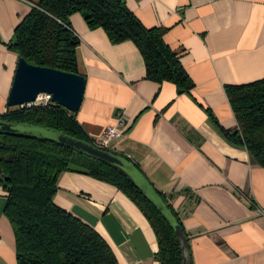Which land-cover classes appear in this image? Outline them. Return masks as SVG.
Wrapping results in <instances>:
<instances>
[{
	"label": "crops",
	"instance_id": "crops-1",
	"mask_svg": "<svg viewBox=\"0 0 264 264\" xmlns=\"http://www.w3.org/2000/svg\"><path fill=\"white\" fill-rule=\"evenodd\" d=\"M0 0V38L41 0ZM31 3V4H30ZM148 29L164 28L165 43L180 55L194 83L191 94L171 83L146 80L142 55L130 42L113 45L75 14L79 74L86 78L76 120L98 139L126 117L123 137L101 149L129 161L169 201L187 234L191 264H264V168L245 148L233 146L208 113L227 130L238 127L226 86L264 79V0H126ZM19 58L0 45V115L7 110ZM94 146V145H93ZM56 205L91 226L118 264H159L155 233L117 188L64 173ZM188 191V193H185ZM0 186V264H17L15 237L4 215ZM253 203L254 205H251Z\"/></svg>",
	"mask_w": 264,
	"mask_h": 264
},
{
	"label": "trees",
	"instance_id": "trees-1",
	"mask_svg": "<svg viewBox=\"0 0 264 264\" xmlns=\"http://www.w3.org/2000/svg\"><path fill=\"white\" fill-rule=\"evenodd\" d=\"M75 14L83 17L91 31L102 30L111 44L132 43L144 60L146 80L171 83L179 93L191 94L194 83L180 55L165 43L166 29L146 28L126 0H41L15 29L10 42L5 44L0 38V45L30 65L79 75L80 40L70 24ZM225 92L237 129H224L212 113L208 116L229 143L245 148L252 161L264 168V79L226 86ZM0 121L47 129L94 145L76 116L53 103L7 106ZM68 172L117 188L153 229L159 264H182L181 246L171 226L118 169L28 131L0 132V186L7 193L3 212L14 233L17 264H118L110 246L91 226L55 204L58 181ZM157 193L187 236L167 198Z\"/></svg>",
	"mask_w": 264,
	"mask_h": 264
},
{
	"label": "water",
	"instance_id": "water-1",
	"mask_svg": "<svg viewBox=\"0 0 264 264\" xmlns=\"http://www.w3.org/2000/svg\"><path fill=\"white\" fill-rule=\"evenodd\" d=\"M85 88L86 78L80 74H68L50 68L33 66L21 58L17 64L13 84L7 100V106L19 107L32 104L35 103L41 95H47L50 96L53 104L66 109L76 116L84 98ZM22 131H28L33 135L37 133L49 135L48 137H50V139L106 163L107 165L113 166L127 176L141 190L142 194L160 212L173 229L181 246L182 264H191V254L187 236L183 233L176 219L164 204L154 187L129 161L62 133L46 132L44 129L28 125H14L0 121V132L16 133Z\"/></svg>",
	"mask_w": 264,
	"mask_h": 264
},
{
	"label": "built area",
	"instance_id": "built-area-1",
	"mask_svg": "<svg viewBox=\"0 0 264 264\" xmlns=\"http://www.w3.org/2000/svg\"><path fill=\"white\" fill-rule=\"evenodd\" d=\"M22 2H28L26 0H20ZM29 3V2H28ZM31 4V3H30ZM32 7L37 8V5L31 4ZM51 102L50 96L47 95H41L35 103L23 105L20 107H30L32 105H47ZM126 117L123 116L121 113L118 114L117 119V125L113 127H108L105 129L101 137L94 140V146L100 149H108L110 141L114 139H118L124 136L125 129H126ZM251 205H254L253 203H250ZM255 210L261 215L264 216V212L261 211L257 206H255Z\"/></svg>",
	"mask_w": 264,
	"mask_h": 264
},
{
	"label": "rangeland",
	"instance_id": "rangeland-1",
	"mask_svg": "<svg viewBox=\"0 0 264 264\" xmlns=\"http://www.w3.org/2000/svg\"><path fill=\"white\" fill-rule=\"evenodd\" d=\"M45 131L46 132H53V131H49V130H47V129H45ZM39 133H44V132H39ZM54 133H56V132H54ZM35 136H38V137H44V138H50V137H48L49 135H43V134H36Z\"/></svg>",
	"mask_w": 264,
	"mask_h": 264
}]
</instances>
